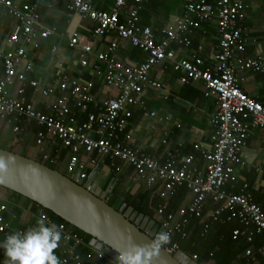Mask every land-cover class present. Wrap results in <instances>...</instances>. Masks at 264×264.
<instances>
[{
  "label": "built area",
  "instance_id": "built-area-1",
  "mask_svg": "<svg viewBox=\"0 0 264 264\" xmlns=\"http://www.w3.org/2000/svg\"><path fill=\"white\" fill-rule=\"evenodd\" d=\"M68 11L83 20L92 22L94 38L115 35L145 55L143 63L126 67L113 55L116 46L112 44L108 52L98 54L97 60L104 65V83L117 89V95L99 108V113H90L86 122L80 124L70 112V102L81 111L97 107L91 93L93 84L83 79H73L63 75L56 89L48 88L44 95L58 94L54 114L37 111L33 102L26 99L27 87L37 90V82H28L27 74L33 69L28 50L39 48L41 41L55 33L53 28L42 25L38 12L44 0H35L25 9L10 1L0 0V7L18 22V29L7 38V43L15 46L11 51L0 48L4 76L0 79V116L9 121L36 123L42 128L36 134V144L42 147L46 141H57L74 155L84 152L91 156L89 165L97 167L99 160L117 163L115 173L123 168L131 169L130 181L147 189L157 188L156 194L166 199L176 187H186L188 201L176 211L164 214L165 206L160 207L157 216L159 230L171 236L185 238L191 220L196 219L203 229L211 223H230L236 219L243 230H234L233 239L245 235L247 243H252L254 235L264 233V213L255 204L252 195L244 186L239 194H232L227 186L234 180L235 169L243 165L242 150L253 130L264 129V107L256 100L246 96L240 89L238 75L245 73H264V58H245V40L242 22L245 19V6L242 0H194L186 4L181 17L175 18L174 26L152 31L140 25L138 5L141 0H112L108 11L93 8L91 0H66ZM51 6L48 5V8ZM123 16V19L121 20ZM216 18L218 49L213 63L207 66L197 57L179 59L170 50L174 44L188 49L191 46L189 34L199 23L210 22ZM68 47L79 48L81 63L92 50V43L78 33L68 36ZM167 63L179 74L182 85L200 83L205 98H214L216 109L209 119L210 144L206 147L196 144L193 154L184 157L180 163L174 161L173 153L167 154L161 163L133 144L127 134L130 113L127 106L137 104L146 88L160 89V85L150 79V73L159 64ZM16 84V86H15ZM15 87V88H14ZM14 92L12 93V89ZM154 117V113H150ZM13 131L19 132L18 126ZM94 134V137L92 136ZM195 155H199L202 165H195ZM43 161L51 162L48 155ZM71 164V168L75 165ZM80 178L86 179L89 171L77 166ZM92 172V171H91ZM6 205H0V237L3 239L15 231H25L33 227L13 228L14 215L7 217ZM36 221L54 223L62 233L58 249L61 264H83L78 249L89 247L83 240L64 224L53 221L39 209ZM92 249L91 247H89ZM93 250V249H92ZM173 255L179 251L177 244L165 249ZM95 251V250H93ZM91 264L102 261L114 264L103 252L95 251ZM264 256V248L259 249ZM0 256H4L3 250ZM191 257V256H190ZM244 264H259L251 249L244 253ZM197 262V257H191Z\"/></svg>",
  "mask_w": 264,
  "mask_h": 264
},
{
  "label": "crops",
  "instance_id": "crops-1",
  "mask_svg": "<svg viewBox=\"0 0 264 264\" xmlns=\"http://www.w3.org/2000/svg\"><path fill=\"white\" fill-rule=\"evenodd\" d=\"M6 1L21 9L35 2V0ZM191 1L194 0H141V4L137 6L140 25L152 31L173 27L175 18L183 15L185 5ZM242 2L245 6V19L242 22L245 47L241 55L245 58H264V0H242ZM91 3L96 10L108 11L112 0H91ZM48 5L51 7L48 8ZM134 6L133 1L130 0L129 7ZM38 12L42 25L53 28L55 33L47 40L41 41L38 49L28 50L33 69L26 75L27 81L38 84L37 90L27 87L29 100L35 104L37 111L48 115L54 114L53 108L60 96L44 95L43 91L48 88L56 89L58 80L66 75L93 84L91 93L97 101V107L90 108L93 114L99 113L103 103L117 95V89L105 85L104 65L97 60L98 54L108 52L110 46L114 44L116 48L113 55L126 67L143 63L145 55L115 35L94 38L92 31L95 25L69 13L66 0H44ZM18 26V22L7 13L6 9L0 7V48L3 51H11L15 48L6 40L16 32ZM72 33H78L84 40L92 43L91 52L85 56V65L81 63L80 49L68 47V36ZM189 39L191 46L188 49L171 44L170 50L175 52L179 59L188 60L194 56L210 66L218 49L216 18L192 28ZM3 76L4 70L0 59V79ZM150 79L159 84L160 89L146 88L137 104L127 106L126 109L130 113L127 134L143 153L161 163L165 162L168 153H173L174 161L178 164L184 157L194 153V145L200 144L206 147L210 144L209 119L216 109L217 102L214 98L204 97L200 83L182 85L179 74L167 63L154 67ZM238 79L241 80L239 86L242 92L264 107V73L248 72L238 75ZM14 88L11 90L12 93ZM70 109L71 112L76 111L73 105ZM150 113H154L155 116L151 117ZM71 114L75 117V113ZM80 119L82 120L81 117ZM16 126L20 131L15 133L13 129ZM36 134L30 123L9 121L7 117L0 116L1 149L42 162H45L42 157L48 155L51 162L47 163L68 177L75 175L79 171L77 166L80 165L90 173L94 170L89 165L90 155L84 152L74 155L55 140L46 141L42 147L37 146ZM92 136L94 137V134ZM242 155L243 165L236 167L234 180L228 184L227 189L232 194H239L246 186L255 204L264 213V129L253 130L250 133ZM106 160H99L95 167L96 169L102 166L106 171L105 177L101 180L105 183L103 187L99 185L103 190L108 187L112 175L116 176L114 178L116 183L118 181L120 184L132 183L130 168L125 167L117 174L115 168L118 164L110 166ZM73 162L75 166L71 168ZM194 163L198 166L202 165L199 155H195ZM152 191L156 194L157 188ZM188 198L189 196L181 206L187 203ZM0 200L8 201L7 217L10 218L12 215L16 217L12 221L13 228L33 227L37 224L39 209L35 206L24 204L14 198L9 191L1 188ZM16 206L21 207L17 209ZM158 218L156 215L153 219L158 221Z\"/></svg>",
  "mask_w": 264,
  "mask_h": 264
},
{
  "label": "water",
  "instance_id": "water-1",
  "mask_svg": "<svg viewBox=\"0 0 264 264\" xmlns=\"http://www.w3.org/2000/svg\"><path fill=\"white\" fill-rule=\"evenodd\" d=\"M0 158L7 165L6 171L0 173L1 189L29 200L88 235L89 247L103 252L114 264L117 250L149 245L159 230L155 219L133 207L122 204L115 209L107 204L106 197L113 188L114 178L103 190L99 186L106 173L102 166L82 179L81 171L68 177L8 150L0 149ZM152 264L199 263L181 250L171 255L162 248Z\"/></svg>",
  "mask_w": 264,
  "mask_h": 264
},
{
  "label": "trees",
  "instance_id": "trees-1",
  "mask_svg": "<svg viewBox=\"0 0 264 264\" xmlns=\"http://www.w3.org/2000/svg\"><path fill=\"white\" fill-rule=\"evenodd\" d=\"M211 1L212 0H207L208 3ZM27 92L28 90L26 89V99L30 101ZM72 105L76 110L72 112L73 114L75 113L74 115L76 118L78 117L77 119L78 121L80 120V123H83L85 118L87 119L88 115L93 112L91 108H89L86 112H81L72 102L69 105L70 108H72ZM30 125L36 130V132L42 129L34 122H31ZM37 162L54 169L53 166L47 162H42L41 160H37ZM106 162L110 166H115L116 164L112 163L108 159ZM115 177V175L111 176V178ZM118 182L116 183L115 180L113 189H111L108 193L106 197L107 204L115 209H118L122 204H126L127 206L133 207L139 213L150 216L151 218L156 217L158 210L162 206H165L163 215L176 211L188 196V190L184 186L176 187L166 199H162L151 189H147L134 183L120 184V181ZM9 193L14 198L22 201L24 204H31L36 208L43 210V212L51 217L53 221L66 225L74 233H76L83 240V242H85V244H89L90 237L88 235L69 226L67 223L54 216L49 211L40 208L29 200L12 192ZM7 203L8 201L0 200V205H6ZM18 207L20 208L21 206H16L17 209ZM237 229L243 230L242 226L236 219L226 224H221L219 222L211 223L208 225L207 229H203L202 225L199 224V221L193 219L191 220L190 226L187 229V236L185 238H181L176 235L171 236L169 244H167L163 249H167L173 244H177L179 250L191 257L196 256L197 262L199 264H244V253L246 250L251 249L258 259V263L264 264V256L258 253L259 249L264 248V233L254 235L252 243H247L245 235H241L236 239H233L232 233ZM2 240L3 237H0V241ZM2 250L3 249H0V252ZM54 252L59 258L62 256L58 248L55 249ZM77 252L82 255L83 264H91L90 260L96 258V252L90 249L88 246L78 249ZM5 259L6 257L0 256V264H3ZM102 262V264H112L106 261Z\"/></svg>",
  "mask_w": 264,
  "mask_h": 264
},
{
  "label": "clouds",
  "instance_id": "clouds-1",
  "mask_svg": "<svg viewBox=\"0 0 264 264\" xmlns=\"http://www.w3.org/2000/svg\"><path fill=\"white\" fill-rule=\"evenodd\" d=\"M7 165L0 158V173ZM62 233L54 223L37 222L33 228L15 231L0 241L6 259L3 264H61L54 250L59 247ZM171 235L167 231L157 232L149 245H132L119 251L116 264H152L159 251L169 244Z\"/></svg>",
  "mask_w": 264,
  "mask_h": 264
},
{
  "label": "rangeland",
  "instance_id": "rangeland-1",
  "mask_svg": "<svg viewBox=\"0 0 264 264\" xmlns=\"http://www.w3.org/2000/svg\"><path fill=\"white\" fill-rule=\"evenodd\" d=\"M0 149H1V148H0ZM24 157H26V156H24ZM104 183H105V182H101V183H100V186L103 187Z\"/></svg>",
  "mask_w": 264,
  "mask_h": 264
},
{
  "label": "flooded vegetation",
  "instance_id": "flooded-vegetation-1",
  "mask_svg": "<svg viewBox=\"0 0 264 264\" xmlns=\"http://www.w3.org/2000/svg\"><path fill=\"white\" fill-rule=\"evenodd\" d=\"M141 226V225H140Z\"/></svg>",
  "mask_w": 264,
  "mask_h": 264
}]
</instances>
